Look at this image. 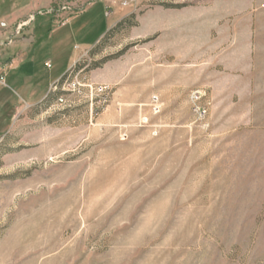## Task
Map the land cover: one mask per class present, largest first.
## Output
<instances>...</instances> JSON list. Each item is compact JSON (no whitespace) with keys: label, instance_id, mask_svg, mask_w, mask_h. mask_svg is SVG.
<instances>
[{"label":"rangeland","instance_id":"1","mask_svg":"<svg viewBox=\"0 0 264 264\" xmlns=\"http://www.w3.org/2000/svg\"><path fill=\"white\" fill-rule=\"evenodd\" d=\"M113 1L129 14L0 130V264H264V0ZM156 10L205 17L178 60Z\"/></svg>","mask_w":264,"mask_h":264},{"label":"crops","instance_id":"2","mask_svg":"<svg viewBox=\"0 0 264 264\" xmlns=\"http://www.w3.org/2000/svg\"><path fill=\"white\" fill-rule=\"evenodd\" d=\"M76 1L75 7L86 2ZM129 1L137 6L141 0ZM52 2L0 0V130L11 125L19 104L32 106L45 100L81 55L129 14L113 0H99L81 13L56 11L52 15L48 11ZM187 15L182 21L178 12L156 10L142 17L141 24L158 34L159 55L178 60L183 53L182 36L187 35L190 43L198 24L204 27L201 14Z\"/></svg>","mask_w":264,"mask_h":264},{"label":"built area","instance_id":"3","mask_svg":"<svg viewBox=\"0 0 264 264\" xmlns=\"http://www.w3.org/2000/svg\"><path fill=\"white\" fill-rule=\"evenodd\" d=\"M75 4H76V0H75V2H72V1H66V2H63V3H61V5L59 6V8H57V10L56 11H61V12H69V13H73V14H77V13H81V12H83L84 11V9H85V7L88 5V4H82V5H80L79 7H78V10L77 11H75V10H73V9H75L76 7H75ZM75 7V8H74ZM55 11V12H56ZM52 11H50V13H51ZM53 13V12H52ZM109 88L107 87V86H103V87H101V88H99V92L101 93V95H102V97H105L106 96V94H107V91H109L108 90ZM190 98H191V100H192V102L194 103V108H193V110H194V113L197 115V117L199 118V119H204V118H206V115H207V110H206V108L205 107H203V106H199L198 105V101L200 100V98H201V96H200V94L199 93H197V92H193L192 94H191V96H190ZM59 102L60 103H62V100L60 99L59 100Z\"/></svg>","mask_w":264,"mask_h":264},{"label":"trees","instance_id":"4","mask_svg":"<svg viewBox=\"0 0 264 264\" xmlns=\"http://www.w3.org/2000/svg\"><path fill=\"white\" fill-rule=\"evenodd\" d=\"M106 35H107V33H106ZM106 35H105V36H106ZM105 36H104V37H105ZM104 37H103V38H104ZM63 78H64V77H63ZM50 99H52V96H51V95H50V98H48V100H50ZM44 103H45V104L48 103L47 98L45 99Z\"/></svg>","mask_w":264,"mask_h":264}]
</instances>
